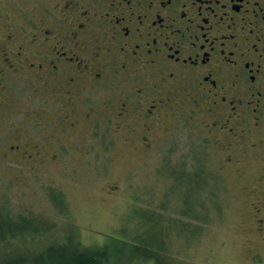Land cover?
<instances>
[{
    "label": "flooded vegetation",
    "instance_id": "obj_1",
    "mask_svg": "<svg viewBox=\"0 0 264 264\" xmlns=\"http://www.w3.org/2000/svg\"><path fill=\"white\" fill-rule=\"evenodd\" d=\"M37 8L42 19L21 26L34 45L29 57L23 45L7 51L0 42V86L13 76L32 95L48 86L50 119L64 129L69 112L108 129L137 124L150 145L160 125L170 134L195 126L225 163L264 161V0H50Z\"/></svg>",
    "mask_w": 264,
    "mask_h": 264
},
{
    "label": "rangeland",
    "instance_id": "obj_2",
    "mask_svg": "<svg viewBox=\"0 0 264 264\" xmlns=\"http://www.w3.org/2000/svg\"><path fill=\"white\" fill-rule=\"evenodd\" d=\"M39 2L50 7V0H0V42L7 51L23 45L24 54H31L34 45L21 26L29 31V20L42 19ZM26 88L17 76L7 88L3 82L0 86V207L44 221L48 231L39 245L74 235L87 248L116 239L132 247L142 228L131 209L142 207L159 216V228L164 226L163 264H264L263 160L243 156L225 163L195 126L170 134L160 125L151 132L155 140L150 145L140 140L137 124L125 132L69 112L64 129L50 119V88L33 95ZM194 145L203 148L205 172L213 177L207 190L215 185L213 200L205 204L222 208L199 231L198 221L181 216L185 202L169 174L179 161L192 160ZM52 194L60 197L61 207ZM183 222L191 228L183 232L186 236L179 226ZM17 237L12 243L21 255L37 254L35 246L23 247ZM153 237L143 233L140 248L146 249Z\"/></svg>",
    "mask_w": 264,
    "mask_h": 264
},
{
    "label": "trees",
    "instance_id": "obj_3",
    "mask_svg": "<svg viewBox=\"0 0 264 264\" xmlns=\"http://www.w3.org/2000/svg\"><path fill=\"white\" fill-rule=\"evenodd\" d=\"M206 143V140L204 141ZM204 145V144H202ZM209 148V147H208ZM203 148L194 147L191 149L193 155L192 160L185 163L179 161L173 168L174 171L169 170V174L173 177L176 190H179L184 199L185 206L182 210V217H188L191 220L198 221L197 230L202 229L211 213L215 215L221 212L219 204L212 203L210 206L205 204V200H213L215 196V188L212 185L211 189L207 190V182L213 180L208 179V174L205 170L208 167L207 160L202 156L201 150ZM210 149V148H209ZM169 158V155H167ZM212 175V174H211ZM214 176V175H212ZM206 187V191H203ZM54 202L61 207V199L57 195L52 194ZM207 198V199H206ZM59 199V201H58ZM192 200V201H190ZM140 212H136L135 210ZM213 212H210V210ZM132 213L139 215L140 226L142 228L141 234L138 235V241L127 247L124 241L114 240L111 243H106L98 248H87L81 245L79 241L76 242L74 235H69L65 242L38 244V240L45 241L44 235L48 231L46 223L39 220V223L34 222V217H28L25 214L12 213L11 209L5 206L0 207V263L1 264H141L145 260H153L155 264H163L160 253L165 245L163 236L164 226L159 228V216H155L154 212L144 210L142 207H132ZM210 212V213H208ZM41 221V222H40ZM36 223V224H35ZM157 227H156V226ZM182 235L191 232V228L186 222L179 224ZM50 229V227H49ZM143 233L154 235V242L147 243L146 249L142 247ZM20 235L23 247L35 246L37 254L34 256L21 255L19 249L15 248L12 240L18 238ZM140 245V246H139ZM157 246V247H156ZM152 252V253H151ZM24 254V252H23Z\"/></svg>",
    "mask_w": 264,
    "mask_h": 264
}]
</instances>
